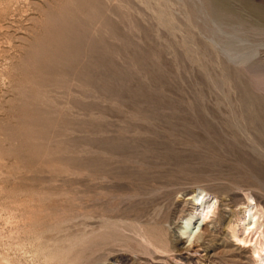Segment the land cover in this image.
Masks as SVG:
<instances>
[{
	"label": "rangeland",
	"instance_id": "obj_1",
	"mask_svg": "<svg viewBox=\"0 0 264 264\" xmlns=\"http://www.w3.org/2000/svg\"><path fill=\"white\" fill-rule=\"evenodd\" d=\"M220 1L0 0V264H172L131 237L194 190L264 224V0Z\"/></svg>",
	"mask_w": 264,
	"mask_h": 264
},
{
	"label": "bare ground",
	"instance_id": "obj_2",
	"mask_svg": "<svg viewBox=\"0 0 264 264\" xmlns=\"http://www.w3.org/2000/svg\"><path fill=\"white\" fill-rule=\"evenodd\" d=\"M211 3L215 8L222 5L220 0H211ZM211 194L205 189L198 192L194 190L172 202L166 219L154 226L155 232L147 233L136 228L134 237H131L135 243V251L143 250L151 253L181 251V254L173 259L172 264H191L192 255H195L197 260L217 264L213 259L212 250L218 240H224L232 250L250 253L249 261L253 264H262L264 224L256 219L258 215L254 211L256 203H246L244 207L236 209L233 203H224ZM200 222L202 226L196 233V227ZM253 231L256 237L252 248L242 246V243L248 242L247 237ZM141 263L142 261H138V264ZM118 264L131 263L127 259H122L118 260Z\"/></svg>",
	"mask_w": 264,
	"mask_h": 264
}]
</instances>
